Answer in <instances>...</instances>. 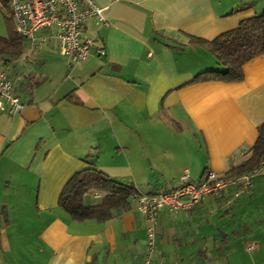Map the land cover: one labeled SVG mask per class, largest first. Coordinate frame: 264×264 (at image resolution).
<instances>
[{
    "label": "crops",
    "instance_id": "0c3cea01",
    "mask_svg": "<svg viewBox=\"0 0 264 264\" xmlns=\"http://www.w3.org/2000/svg\"><path fill=\"white\" fill-rule=\"evenodd\" d=\"M91 1L106 23L97 29L88 19L82 36L103 57L90 50L68 69L47 38L0 66L23 105L14 117L0 111V264H141L146 232L134 204L103 223L75 222L57 205L69 177L94 166L139 193L170 191L181 175L193 183L244 162L264 122V55L242 66L238 83H190L218 68L190 40L235 29L264 12V0ZM259 171L236 199L228 189L183 211L161 209L154 260L264 264ZM100 198L90 194L86 203ZM231 207L248 223L241 233L203 224L209 210Z\"/></svg>",
    "mask_w": 264,
    "mask_h": 264
},
{
    "label": "built area",
    "instance_id": "2783aa9c",
    "mask_svg": "<svg viewBox=\"0 0 264 264\" xmlns=\"http://www.w3.org/2000/svg\"><path fill=\"white\" fill-rule=\"evenodd\" d=\"M6 11L11 19L13 32L25 38L31 47L41 48L45 39L52 38L57 51L66 59L70 69L82 63L93 50L98 57L104 56V50L95 46L92 37H83L82 32L88 19H92L98 29L106 23L104 8L95 6L91 0H4ZM39 32L45 34L40 35ZM21 57L25 58V54ZM8 74L0 70V111L11 116L19 114L23 108L19 97L13 92ZM264 162L251 173L224 178L212 171L193 183L187 182V175H181L174 189L157 194L135 192L130 202L142 215L146 232L145 251L141 264H162L154 260L156 220L158 212L166 208L169 212L189 209L204 197L231 189V198L236 199L253 186V178L258 175ZM249 244L247 250L254 249ZM179 264V263H174Z\"/></svg>",
    "mask_w": 264,
    "mask_h": 264
},
{
    "label": "trees",
    "instance_id": "16d2710c",
    "mask_svg": "<svg viewBox=\"0 0 264 264\" xmlns=\"http://www.w3.org/2000/svg\"><path fill=\"white\" fill-rule=\"evenodd\" d=\"M0 8L7 29L6 36L0 35L1 66L4 62L18 60L28 42L11 29V19L4 0H0ZM190 41L210 53L218 66L217 69L198 73L190 83L208 81L238 83L243 77L242 66L253 58L264 55V12L239 22L235 29L220 34L212 41L193 38ZM257 133L256 141L249 149V156L244 162L231 167L223 175L224 178L251 173L264 162V122L258 125ZM84 161L89 164L87 158ZM135 192L138 191H135L131 184L111 179L94 166H88L69 177L60 191L57 205L75 222L103 223L126 212L131 206L130 201ZM93 193H100V200L86 203V198Z\"/></svg>",
    "mask_w": 264,
    "mask_h": 264
},
{
    "label": "rangeland",
    "instance_id": "374dc122",
    "mask_svg": "<svg viewBox=\"0 0 264 264\" xmlns=\"http://www.w3.org/2000/svg\"><path fill=\"white\" fill-rule=\"evenodd\" d=\"M3 13L0 8V35L6 36L7 35V29L5 25V18L2 16ZM256 203L257 204H264V191H261L259 188L256 191ZM227 208V206H226ZM261 208H264V206H261ZM219 209L215 210H209L206 214V221H204L203 224L207 223H215L216 228L218 226V229L221 230V232H224L226 234L231 232H240L243 229V224H248L245 222V220L242 219V215H240L239 207H231L232 212H229L225 214L222 210L221 213L218 211ZM220 214V215H219ZM219 216V217H218ZM262 217L261 219L264 220V213L259 215ZM245 225V227H246Z\"/></svg>",
    "mask_w": 264,
    "mask_h": 264
}]
</instances>
